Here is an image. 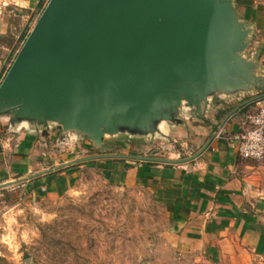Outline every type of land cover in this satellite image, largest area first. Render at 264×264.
I'll return each mask as SVG.
<instances>
[{"label":"water","instance_id":"1","mask_svg":"<svg viewBox=\"0 0 264 264\" xmlns=\"http://www.w3.org/2000/svg\"><path fill=\"white\" fill-rule=\"evenodd\" d=\"M250 34L233 0H48L0 83V116L44 132L55 124L96 145L123 132L151 136L163 123L182 125L181 109L202 117L218 93L259 92L264 79L245 56ZM196 156H95L61 168Z\"/></svg>","mask_w":264,"mask_h":264},{"label":"crops","instance_id":"2","mask_svg":"<svg viewBox=\"0 0 264 264\" xmlns=\"http://www.w3.org/2000/svg\"><path fill=\"white\" fill-rule=\"evenodd\" d=\"M44 1L0 0V83ZM233 1L239 20L251 30L245 56L256 59L255 76L264 79V0ZM259 93H264V86L256 93H218L208 99L202 117L185 109L182 125L161 124V132L175 128L181 133V143L175 142L189 150L184 159H162L184 161L197 155L190 161L114 160L102 165L114 184L136 185L153 194L179 250L195 253L198 263L264 264V162L240 159L234 146L214 136L220 128L228 135L239 131L248 105ZM56 134L62 133L24 122L12 126L8 117L0 116V183L35 173L47 140ZM64 141L59 137V144Z\"/></svg>","mask_w":264,"mask_h":264},{"label":"rangeland","instance_id":"3","mask_svg":"<svg viewBox=\"0 0 264 264\" xmlns=\"http://www.w3.org/2000/svg\"><path fill=\"white\" fill-rule=\"evenodd\" d=\"M175 128L147 137L128 132L105 136L103 149L82 134H64L50 124L47 131L62 134L47 140L35 173L0 183H12L0 189V264H201L195 253L179 250L150 191L114 184L103 174L107 161L131 159L103 158L61 168L107 155L184 159L189 150L176 144L182 135ZM59 137L64 143L59 144Z\"/></svg>","mask_w":264,"mask_h":264},{"label":"built area","instance_id":"4","mask_svg":"<svg viewBox=\"0 0 264 264\" xmlns=\"http://www.w3.org/2000/svg\"><path fill=\"white\" fill-rule=\"evenodd\" d=\"M214 136L236 148L242 160L264 162V100H257L248 105L242 128L233 134L224 133L221 128Z\"/></svg>","mask_w":264,"mask_h":264},{"label":"clouds","instance_id":"5","mask_svg":"<svg viewBox=\"0 0 264 264\" xmlns=\"http://www.w3.org/2000/svg\"><path fill=\"white\" fill-rule=\"evenodd\" d=\"M6 239V242H7V238H5Z\"/></svg>","mask_w":264,"mask_h":264},{"label":"trees","instance_id":"6","mask_svg":"<svg viewBox=\"0 0 264 264\" xmlns=\"http://www.w3.org/2000/svg\"><path fill=\"white\" fill-rule=\"evenodd\" d=\"M41 6H42V4L40 5V7H41ZM40 7H39V8H40Z\"/></svg>","mask_w":264,"mask_h":264}]
</instances>
